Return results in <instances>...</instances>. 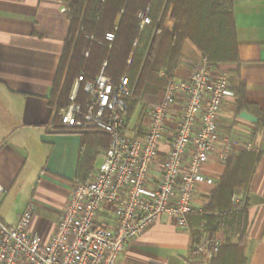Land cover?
Segmentation results:
<instances>
[{
    "label": "crops",
    "instance_id": "crops-1",
    "mask_svg": "<svg viewBox=\"0 0 264 264\" xmlns=\"http://www.w3.org/2000/svg\"><path fill=\"white\" fill-rule=\"evenodd\" d=\"M65 6L64 0H0V184L7 189L0 219L14 226L32 203L30 231L44 241L54 233L74 185L82 133H92L49 127L57 105V99L52 104L54 85L70 27L68 13L62 11ZM232 10L240 62L215 67L228 72L232 87L243 82L247 101L264 111V0H233ZM174 27L168 16L166 28ZM203 58L207 57L186 39L175 79L190 77ZM236 109L237 97L226 99L219 117L221 139L203 166V173L217 182L198 185L195 206L206 203L229 158L260 153L246 192L236 199L248 202L244 264H264V129L256 131L259 117L255 111L237 113ZM225 138L232 144L230 149L225 148ZM161 148L167 151L168 144ZM106 149H99L92 174ZM253 156L248 155L246 161ZM217 238L223 244L224 234ZM196 259L190 231L164 215L128 244L120 264H197Z\"/></svg>",
    "mask_w": 264,
    "mask_h": 264
},
{
    "label": "built area",
    "instance_id": "built-area-1",
    "mask_svg": "<svg viewBox=\"0 0 264 264\" xmlns=\"http://www.w3.org/2000/svg\"><path fill=\"white\" fill-rule=\"evenodd\" d=\"M148 22L144 17L143 23ZM114 37L106 35L110 41ZM106 65L94 80L79 75L71 102L64 110L55 105L49 124L55 131L108 134L110 145L100 167L86 183L72 186L48 241L30 231L32 203L16 225L0 219V264H120L128 244L164 215L189 230L186 215L198 209V185L217 182L203 173V166L221 139L223 104L234 97L228 72L203 58L190 77L168 85L161 104L142 103L138 127L132 130L127 121L133 96L129 78L122 76L114 86ZM224 141L230 149V140ZM165 142L167 151L161 148ZM6 192L0 184V206ZM220 245L217 237L204 236L192 248L197 264H210Z\"/></svg>",
    "mask_w": 264,
    "mask_h": 264
},
{
    "label": "trees",
    "instance_id": "trees-1",
    "mask_svg": "<svg viewBox=\"0 0 264 264\" xmlns=\"http://www.w3.org/2000/svg\"><path fill=\"white\" fill-rule=\"evenodd\" d=\"M70 8L69 32L53 90L59 110L71 102L76 79L84 81L105 73L118 86L127 76L133 96L128 101L127 121L140 111L142 103L159 105L168 85L176 78L183 43L190 39L210 64L240 62L233 17V0H64ZM143 15V17L140 16ZM174 22L166 28L167 18ZM148 17L149 22L143 23ZM114 33L108 40L107 33ZM130 60V61H129ZM234 72L236 70H233ZM237 97L236 112L248 109L258 114L256 131L264 129V111L247 101L245 84L231 86ZM78 101L86 98L83 87ZM57 99V100H56ZM56 100V101H55ZM56 122H58L56 120ZM110 136L99 132L82 133L74 184L86 183L95 169L100 148H108ZM250 155L252 158L246 157ZM260 153H242L226 161L227 169L206 203L187 213L192 248L204 236L225 238L210 264H244L249 224L248 202L243 197ZM250 159V160H249Z\"/></svg>",
    "mask_w": 264,
    "mask_h": 264
},
{
    "label": "rangeland",
    "instance_id": "rangeland-1",
    "mask_svg": "<svg viewBox=\"0 0 264 264\" xmlns=\"http://www.w3.org/2000/svg\"><path fill=\"white\" fill-rule=\"evenodd\" d=\"M82 74V73H81ZM86 99V98H85ZM57 104V102H56ZM149 105H152V104H149ZM142 108L141 110L138 112V115L136 117V119L129 125L131 127L132 130H135L137 127H138V124H139V120H140V116H141V113H142ZM96 172V171H95Z\"/></svg>",
    "mask_w": 264,
    "mask_h": 264
}]
</instances>
